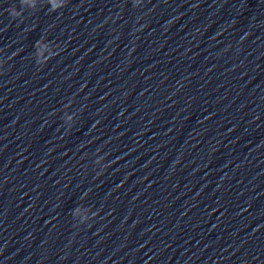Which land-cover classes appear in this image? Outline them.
Wrapping results in <instances>:
<instances>
[{
	"label": "clouds",
	"instance_id": "9594fccd",
	"mask_svg": "<svg viewBox=\"0 0 264 264\" xmlns=\"http://www.w3.org/2000/svg\"><path fill=\"white\" fill-rule=\"evenodd\" d=\"M13 15H16V13H13Z\"/></svg>",
	"mask_w": 264,
	"mask_h": 264
}]
</instances>
